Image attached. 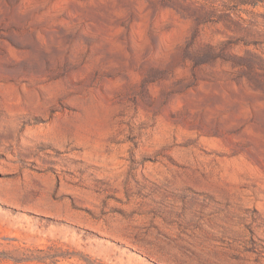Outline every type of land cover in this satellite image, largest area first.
<instances>
[{"label": "rangeland", "instance_id": "374dc122", "mask_svg": "<svg viewBox=\"0 0 264 264\" xmlns=\"http://www.w3.org/2000/svg\"><path fill=\"white\" fill-rule=\"evenodd\" d=\"M0 264H264V0H0Z\"/></svg>", "mask_w": 264, "mask_h": 264}]
</instances>
